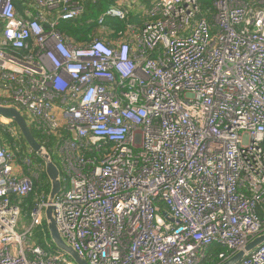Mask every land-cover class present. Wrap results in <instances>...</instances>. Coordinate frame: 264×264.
I'll return each instance as SVG.
<instances>
[{"label": "built area", "instance_id": "2783aa9c", "mask_svg": "<svg viewBox=\"0 0 264 264\" xmlns=\"http://www.w3.org/2000/svg\"><path fill=\"white\" fill-rule=\"evenodd\" d=\"M85 1L0 0V106L56 158L63 239L89 264H201L213 245L225 261L264 233V0H154L140 30L77 44L58 26ZM43 170L0 141V264H77L49 194L22 222ZM237 264H264V243Z\"/></svg>", "mask_w": 264, "mask_h": 264}, {"label": "trees", "instance_id": "16d2710c", "mask_svg": "<svg viewBox=\"0 0 264 264\" xmlns=\"http://www.w3.org/2000/svg\"><path fill=\"white\" fill-rule=\"evenodd\" d=\"M14 1L17 5V8L20 9L23 13L26 4L32 3L31 0ZM200 1L203 4L205 12L212 11L214 0ZM117 2V0H98L96 3H94L92 0H86L83 13L75 19L61 22L58 28L62 33L69 35L71 39L77 44H87L97 38L111 40L115 38L116 34L120 31H126L127 25L129 23L135 24L138 27V30H140L147 17L144 16L142 18L140 17L141 19L139 17L134 19L126 16L125 19H122L119 16H113L107 13L110 9L116 6ZM127 13L129 14L128 11ZM101 18H103L102 23H100L99 21ZM100 27L101 30L98 31V28ZM17 131L19 137L18 140L23 147V155L32 157L36 163H39L44 167V170L40 177V181L35 183L33 193L28 198L24 199L22 204L24 212L29 214L36 202V195L44 193L48 196L51 190V183L46 174L44 161L36 153L29 150V146L22 133L19 129ZM32 132L38 139V141L44 142L43 135L39 131L32 129ZM18 140H16L12 135L0 129V141L3 145L10 146V148L12 149L14 143ZM52 158L56 162L53 155ZM224 252L227 251L223 246H211L208 251L207 257L201 264H220L222 261L220 259V254Z\"/></svg>", "mask_w": 264, "mask_h": 264}, {"label": "water", "instance_id": "95a60500", "mask_svg": "<svg viewBox=\"0 0 264 264\" xmlns=\"http://www.w3.org/2000/svg\"><path fill=\"white\" fill-rule=\"evenodd\" d=\"M1 115L14 121V123L20 129L29 148L45 163L46 174L51 183V190L48 197L49 205L46 209V219L52 241L59 249L69 254V256L73 258L77 264H89L88 261L81 257L72 246L65 242L56 223L54 200L61 190V174L59 167L53 161L49 151L35 137L26 117L19 110L14 107L0 106V116ZM262 243H264V233L255 237L245 246L243 250L238 251L230 258L222 261L220 264H237L246 256L248 252L252 251Z\"/></svg>", "mask_w": 264, "mask_h": 264}, {"label": "rangeland", "instance_id": "374dc122", "mask_svg": "<svg viewBox=\"0 0 264 264\" xmlns=\"http://www.w3.org/2000/svg\"><path fill=\"white\" fill-rule=\"evenodd\" d=\"M154 0H133L131 2V5L129 6H124L122 9H126L128 13H126V16L130 17V18H140L141 16L143 15H146V12L147 10L151 7L152 3H153ZM114 16H117V15H114ZM126 16L122 19H125ZM141 19V18H140ZM103 29V28H102ZM101 30V27L98 28V31ZM1 39H2V34L0 33V42H1ZM27 116V120L29 121L30 124H32V120L31 118L28 116V114L26 115ZM56 160V158H55ZM28 213H25L24 212V218H23V223H25V226L28 228V226L30 225V213L27 215ZM20 232H22L21 230H19ZM49 231V229H48ZM28 242H32V238L31 237H28Z\"/></svg>", "mask_w": 264, "mask_h": 264}, {"label": "crops", "instance_id": "0c3cea01", "mask_svg": "<svg viewBox=\"0 0 264 264\" xmlns=\"http://www.w3.org/2000/svg\"><path fill=\"white\" fill-rule=\"evenodd\" d=\"M117 1H118V0H117ZM119 1L122 2V0H119ZM120 2H117V3H116V6H114V7H115V8H123L124 6H126V5H124V4L121 5ZM27 7H32V4H31V3H30V4H26L25 9H26ZM114 7H113V8H114ZM19 12L23 13L20 9H19ZM24 12H25V10H24ZM144 16L147 17V19H146V21H147V20L149 19V17H148L147 15H143V16H141V18L144 17Z\"/></svg>", "mask_w": 264, "mask_h": 264}]
</instances>
